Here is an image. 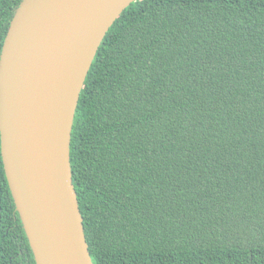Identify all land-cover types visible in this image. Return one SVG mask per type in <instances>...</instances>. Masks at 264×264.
<instances>
[{
    "label": "trees",
    "instance_id": "1",
    "mask_svg": "<svg viewBox=\"0 0 264 264\" xmlns=\"http://www.w3.org/2000/svg\"><path fill=\"white\" fill-rule=\"evenodd\" d=\"M22 0H0V55ZM71 165L94 264H264V0H136L82 89ZM0 264H37L0 138Z\"/></svg>",
    "mask_w": 264,
    "mask_h": 264
},
{
    "label": "water",
    "instance_id": "2",
    "mask_svg": "<svg viewBox=\"0 0 264 264\" xmlns=\"http://www.w3.org/2000/svg\"><path fill=\"white\" fill-rule=\"evenodd\" d=\"M136 0H22L0 55L6 177L37 264H94L71 165L80 95L99 47Z\"/></svg>",
    "mask_w": 264,
    "mask_h": 264
}]
</instances>
